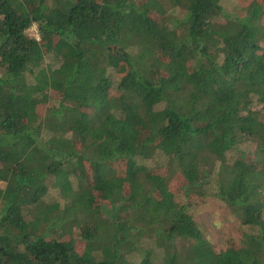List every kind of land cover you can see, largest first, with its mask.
Instances as JSON below:
<instances>
[{"label":"trees","instance_id":"1","mask_svg":"<svg viewBox=\"0 0 264 264\" xmlns=\"http://www.w3.org/2000/svg\"><path fill=\"white\" fill-rule=\"evenodd\" d=\"M239 11L0 0V264H264V0ZM208 196L245 228L222 252Z\"/></svg>","mask_w":264,"mask_h":264},{"label":"rangeland","instance_id":"2","mask_svg":"<svg viewBox=\"0 0 264 264\" xmlns=\"http://www.w3.org/2000/svg\"><path fill=\"white\" fill-rule=\"evenodd\" d=\"M252 0H220V4L224 9L225 13L232 16H238L240 13L239 9L243 6L249 4ZM27 35L38 39L37 27L33 25L30 29L26 31ZM44 66H50L55 68L58 66L57 61L53 57L47 56L44 61ZM49 103L48 106H52ZM258 109V108H255ZM254 148L251 146V152ZM119 176L123 174L119 171H115ZM183 181L179 180L175 184L174 189L178 192L182 189ZM4 187V184L1 185ZM180 203H185L186 199L183 194L178 197ZM60 202L61 205L64 200L61 198L57 190H50L49 193L43 198L41 206ZM102 205V213L104 216L111 217L115 211V207L109 206L107 203L99 201ZM117 207V206H116ZM191 214L196 223L200 226L206 240L213 247L214 251L222 252L226 250L231 245L239 244L242 234L244 232V226L241 225L240 221L231 213L229 208L221 202L219 199L208 196L203 200H195L192 206ZM32 219L31 213L26 215V220L30 221ZM77 249L79 251L83 250V244L77 243Z\"/></svg>","mask_w":264,"mask_h":264}]
</instances>
